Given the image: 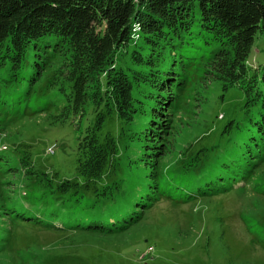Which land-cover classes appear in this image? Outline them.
Masks as SVG:
<instances>
[{
    "label": "rangeland",
    "instance_id": "obj_1",
    "mask_svg": "<svg viewBox=\"0 0 264 264\" xmlns=\"http://www.w3.org/2000/svg\"><path fill=\"white\" fill-rule=\"evenodd\" d=\"M138 37L134 35V41ZM263 61L264 35L258 34L248 65L255 69ZM210 63L194 60L180 67L169 78V88L158 95L159 103L149 95L148 105L139 103L140 111L136 106L117 121V132L127 129L119 158L89 180L78 175L77 166L85 132L96 117L94 104L87 102L76 111L66 102L72 85L64 84L63 77L69 82L65 56L42 52L39 63L33 64L34 76L40 67L38 76L30 79L27 90L24 85L9 97L6 91L4 98L0 88V264H264V150L254 156L260 160L251 169L242 167L246 173L233 176L238 178L223 190L190 197L182 190L192 185L177 180L184 166L206 159L224 127L244 112L241 83L227 82ZM8 74L11 81L6 85L26 84L29 77L23 71ZM6 79L0 71V81ZM139 79L132 78L142 93L145 85ZM143 136L146 143L140 141ZM231 137L233 144L234 134ZM250 137L247 133L243 142ZM126 171L135 197L145 187V204L136 210L132 200L123 207L128 220L137 217L122 230L110 227L106 233L96 227L106 220L114 224V216L79 217L95 219L89 231L71 230L74 214L56 217L50 210L53 215L42 218L39 209L49 204L61 202V212L73 206L70 194L59 195V185L77 181L78 189H84L87 183L92 188L112 181L121 187ZM88 198L94 200V210L114 205ZM248 245L251 252L246 251Z\"/></svg>",
    "mask_w": 264,
    "mask_h": 264
},
{
    "label": "trees",
    "instance_id": "obj_2",
    "mask_svg": "<svg viewBox=\"0 0 264 264\" xmlns=\"http://www.w3.org/2000/svg\"><path fill=\"white\" fill-rule=\"evenodd\" d=\"M258 34L264 35V0H0V71L7 75L0 88L2 95L7 91L10 96L24 85L27 90L30 79L38 76L40 67L34 76L33 64L39 63L42 52L65 56L69 82L63 77L64 84L72 85L71 99L65 100L74 107L68 108L78 111L80 105L94 104L96 117L85 132L77 166L78 175L89 180L108 171L110 160L119 158L127 129L123 126L117 132V121L122 122L136 106L140 111L143 104L139 103L148 105L149 95L159 103L158 95L169 88V78L177 75L180 67L211 59L218 75L227 82L241 83L245 103L242 118L229 121L206 159L199 165L184 166L185 172L177 175V180L192 185L182 190L185 195H205L206 191L223 190L238 178L233 176L241 177L246 173L242 167L251 169L260 160L254 156L264 150V61L255 69L248 65ZM134 35L139 36L137 41ZM230 55L232 58H227ZM236 69L240 71L237 78ZM8 71L12 76L23 71L29 76L26 84L6 85L11 81ZM138 77L145 85L142 93L132 80ZM61 83L63 80L58 85ZM242 132L245 137L249 133V142H243ZM140 141L147 142L145 136ZM131 178L126 171L121 174V187L110 181L92 188L87 183L84 189H78L77 181H67L58 186V193L70 194L73 206L61 212V202L49 204L39 209L42 218L54 212L56 217L75 216L69 222L75 225L71 230L89 231L95 219L79 217L102 220L114 216V224L106 220L96 227L100 232H118L137 217L128 220L123 207L132 200L135 209L145 204V187L142 185L135 197ZM88 197L114 205L111 210H94V200ZM252 249L246 246V251Z\"/></svg>",
    "mask_w": 264,
    "mask_h": 264
}]
</instances>
